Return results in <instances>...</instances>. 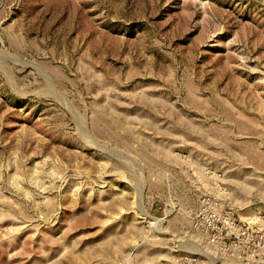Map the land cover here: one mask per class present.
<instances>
[{"label": "rangeland", "instance_id": "obj_1", "mask_svg": "<svg viewBox=\"0 0 264 264\" xmlns=\"http://www.w3.org/2000/svg\"><path fill=\"white\" fill-rule=\"evenodd\" d=\"M0 264H264V0H0Z\"/></svg>", "mask_w": 264, "mask_h": 264}, {"label": "built area", "instance_id": "obj_2", "mask_svg": "<svg viewBox=\"0 0 264 264\" xmlns=\"http://www.w3.org/2000/svg\"><path fill=\"white\" fill-rule=\"evenodd\" d=\"M253 226L242 224L232 210L202 207L195 216L193 229L221 255L234 259L253 258L254 249L247 245Z\"/></svg>", "mask_w": 264, "mask_h": 264}]
</instances>
